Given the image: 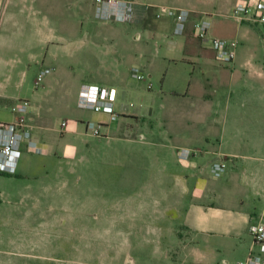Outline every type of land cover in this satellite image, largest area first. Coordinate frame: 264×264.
Segmentation results:
<instances>
[{
  "label": "crops",
  "instance_id": "1",
  "mask_svg": "<svg viewBox=\"0 0 264 264\" xmlns=\"http://www.w3.org/2000/svg\"><path fill=\"white\" fill-rule=\"evenodd\" d=\"M48 1L50 0H0V103H6L7 99H10V108L20 98L13 94L15 91L11 92L7 85V82L12 80V67L16 65L18 58L6 57L2 51L10 49L13 41L26 30L27 22L24 17L33 19L32 24L41 32L40 44H50L53 56L54 51L64 47L59 35L56 38L49 37L51 33L47 30L50 29L46 28L48 25L42 20L46 13L40 5ZM52 1V13L61 15L60 11H64L72 19L70 24L77 25L78 35L71 34L67 40L69 50L76 53L73 55L75 59L80 60L77 61L81 66L84 65L81 61H85L86 64L87 60L83 58L81 51L91 47L98 55L101 66L116 65L123 59L132 58L137 59L143 73L142 78L145 77L144 72L151 74L152 59L157 54V48L143 55L141 46L137 48V44L131 51L127 49L124 51L116 43L107 41L106 36L102 38V34L108 32L106 26L102 25L95 29L89 27L93 19L86 7L91 8L93 0ZM137 1L148 3L150 6V9L139 7L138 14L141 16L150 15L151 8L155 10V14L158 6L163 3L157 0ZM243 1L245 0L232 2L221 0L219 5L215 3L211 5L207 0H190L188 4L179 6L190 10V18L185 29V53L179 57L169 56L168 59L175 63L178 59L191 60V57H197L202 61H208L211 73L205 81L197 77L192 84L190 82L186 87L189 99L184 102L178 101L191 120L199 121L200 128L195 127L196 124L185 126L176 121L169 124L162 121L156 124L147 121L137 126L138 122L142 120L145 122L144 114L138 109L130 111L128 108L122 110V114L111 121L109 114L104 111L86 108L87 112L84 113V109L70 110L69 100L59 95L52 98L40 93L38 102L29 101L26 118L31 137L20 150L24 156L29 151L45 150L52 152V156H56L59 162L62 160L75 162L82 152L105 155L100 151L102 145H118V148L113 149L112 155H117L123 150L122 157L129 159L135 167L138 164L137 169L150 177L149 183L143 184L138 190L135 188L133 193L121 194L114 202L107 203L100 209L83 207L82 210L79 206L48 204L45 207L47 214L43 218V223H48L56 234L49 231L47 234L58 240L60 235L55 230V225L69 226L72 223L75 227L77 218L80 220L78 223L85 227V231L96 225L103 227L106 235L114 231L116 245L123 258L121 264H125L126 259H131L132 263L136 264L137 257L158 259L159 264H236V261L245 257L251 248H258L253 242L248 226L251 221L264 219V121L254 122L249 117H235L229 121L225 113L236 107L241 112L254 114L256 112L254 108H260L262 116L264 84H258L260 89L256 91L257 94H262V98L259 97L261 100L254 107L250 97L254 96L255 90L251 92V88L257 85H248L250 81L253 82L248 75H235L236 50L229 62L230 71L227 75L222 64L215 65L211 62L208 51L210 47L196 37L192 27V21L196 17L208 14L212 19L210 27L212 34L215 32L214 34L235 37L239 42L238 34L250 35L253 32L246 25L249 20L231 15L236 2ZM224 14L229 17H225ZM85 18L87 22L84 25ZM158 18L168 19L169 15L163 12ZM189 28L191 36L188 35ZM116 29L119 30L118 27ZM120 29L123 32L124 28ZM189 38L197 39L198 43ZM47 56L49 58V55ZM52 70H55L54 63L39 80L35 79V84H39ZM114 71V68L109 70L111 79H106L111 82L119 80L123 82L122 78L114 76ZM26 72L25 69L20 71L19 83H22ZM83 81L86 80L70 82V85L76 86L72 88L76 96L75 103ZM88 81L104 84V79ZM207 84L212 88H208ZM235 87L239 89L234 90ZM67 88L69 89V85L65 86V89ZM46 98H52L51 102H46ZM53 103L59 105L58 109L65 111L55 119L56 126L48 125V118L45 117ZM150 111L151 107L148 108V113ZM12 112L11 109L10 118L14 116ZM87 119L101 122L102 134L86 129ZM62 120H65L66 124H62ZM205 125L207 127L204 129ZM54 127L60 134L57 137V147L53 145L54 149H50L42 139L47 129ZM66 133L69 135L66 136ZM71 133L72 139H68ZM86 133L96 135L94 141L86 139L84 135ZM74 139L83 143V147ZM209 172L214 175L211 176L210 173L209 177ZM146 186H150L148 195L145 193ZM113 226L114 230L109 229ZM38 256L50 259L56 257L49 252Z\"/></svg>",
  "mask_w": 264,
  "mask_h": 264
},
{
  "label": "rangeland",
  "instance_id": "2",
  "mask_svg": "<svg viewBox=\"0 0 264 264\" xmlns=\"http://www.w3.org/2000/svg\"><path fill=\"white\" fill-rule=\"evenodd\" d=\"M157 1L163 2L162 4L165 5L182 6L188 4L190 0ZM207 1L211 5L213 3L219 5L221 0ZM232 1L230 0V2ZM52 2L50 0L40 5V8L46 13L42 20L48 25L46 28L49 27L50 29L47 30L51 33L49 37L56 38L59 35L64 47L54 51L55 56H53L50 44H40L41 32L35 24H32L33 19L24 17L27 22L26 30H23L21 36L13 41L10 49L2 51L6 57L18 58L16 65L12 67V80L7 82L9 90L15 91L13 94L20 98H26L32 103L38 102L40 93L52 98L56 95L65 96L69 100L70 110L81 111L84 109L83 112L86 113V108H80L77 102L75 103L76 96L72 88L74 89L76 86L70 85V82L73 81L74 83L80 79L86 81L104 79V84L114 85L117 89L115 99L117 112L122 114V110L125 111V108H128L130 111L138 109L144 114L145 122L142 120L137 123V126L139 123L144 124L147 121L154 124L160 121L164 124L176 121V123L185 126H195L196 124L195 127L200 128L199 121L191 120L178 101L184 102L189 99L186 87L190 82L192 84L195 78L200 77L202 81H205L210 76L209 63L197 57H191V60L178 59L175 63L168 59L169 56L179 57L185 53L186 31L183 33L173 31L172 16L169 15L168 19H159L154 14L155 10L151 8L150 15L141 16L139 14L137 20L134 21L101 20L94 15V0L91 8L86 7L93 19L89 27L95 29L102 27V25L106 26L108 32L103 33L102 38L106 36L107 41L116 43L124 51L126 49L131 51L137 44V48L141 46L143 55H146L153 48H157V54L152 59L151 74L144 72L145 77L138 78L132 74V66H137L140 69L137 59L126 58L116 65L101 66L98 55L91 47L81 51L84 55L83 58H87L86 64L85 61H81L84 64L81 66L78 63L80 60L75 59L73 55L75 52L69 50L70 46L67 40L74 33L78 35L77 25L76 23L75 26L70 24L72 19L64 11H60L61 15L52 13ZM207 16L210 17L208 14ZM83 22L85 25L86 18ZM246 25L253 32L250 35L245 33L237 35L239 42L235 49V58L237 59L235 75H248L249 79L253 81H250L248 85H257L255 88H251V92L255 91L254 96L250 97L251 104L255 107L262 98V94H257L260 89H258V84H264V22L248 21ZM122 27L124 28L123 32L120 29ZM46 28H44L45 33H47ZM190 30L189 28L188 35L191 36ZM212 32L209 29V33ZM189 39L191 40V38ZM191 41L198 43L195 38H192ZM208 51L211 62H214L215 65L222 64L225 67V73L228 75L231 60L221 61L211 48H208ZM52 57L54 59H51ZM52 63L55 65V70L48 72L36 85L35 79L38 71L42 67L51 68ZM133 63H137V65ZM113 68L115 70L114 76L122 78L123 82L108 80L111 79L108 71ZM22 69L27 72L22 83H19V74ZM66 85H69V89H65ZM207 87L212 88L208 84ZM236 89L239 88L235 87L234 90ZM218 91L220 92V90ZM68 94L69 97H67ZM52 98H46V102H51ZM120 102L122 103L119 106ZM174 102L175 106L173 107ZM45 104L44 101L43 109L46 108ZM52 106L53 110L49 108L45 117L48 118V125L56 126L57 120L55 119L65 111L58 109L59 105L55 103ZM150 107L151 111L148 113ZM254 110L256 112L251 114L241 112L234 107L228 110L225 115L229 121L235 117H249L254 122L264 121V113L262 116L260 115L261 109L254 108ZM10 112V99H7L6 103H0V120L12 119ZM124 121L126 120L124 119ZM206 127L205 125L203 128ZM38 134L41 137L40 131ZM58 134L60 132L56 127L47 129L42 140H45L50 149L53 148V145L56 148ZM72 134L67 138L72 139ZM68 135L69 133H66V136ZM84 135L90 142L96 138V135L92 133ZM74 141L83 147V143H80L78 139H74ZM24 143L20 150L24 148ZM118 147V145H102L100 151L106 156L82 152V155L75 162L67 160L59 162L56 156H52V152L45 150L41 152L29 151L25 156L21 152L15 162L14 169H0V264H121L123 258L117 248L114 231L106 235L103 227L99 225L85 231V227L78 223L80 220L77 218L75 219V227L72 223L69 226L55 225L54 228L60 235L57 240V238H52L47 234L48 231L56 234L51 230V226L48 223H43V218L47 214L45 207L48 204L79 206L82 210L83 207L85 209L90 207L100 209L101 206L114 202L121 194L133 193L135 188L138 190L143 184L150 182L149 175L137 169L138 164L135 167V164H132L129 159L122 157L123 150L117 155H112L113 149ZM210 173L211 176L213 174L209 172V177ZM149 188L150 186L145 187L147 195L150 194ZM109 229L114 230V226L113 228L109 227ZM92 238L94 239L92 240ZM46 252L53 253L56 257L50 259L49 257L38 256ZM159 263L158 259H151L150 257L149 259L139 257L136 259V264ZM125 264L133 263L131 259H126Z\"/></svg>",
  "mask_w": 264,
  "mask_h": 264
},
{
  "label": "built area",
  "instance_id": "3",
  "mask_svg": "<svg viewBox=\"0 0 264 264\" xmlns=\"http://www.w3.org/2000/svg\"><path fill=\"white\" fill-rule=\"evenodd\" d=\"M140 6L149 8L148 3L137 0H94V15L101 20H137ZM163 12L173 17V31L185 32L187 22L190 18V10L185 7L161 4L155 15L160 16ZM231 15L251 22H264V0H245L236 2ZM212 25L210 17L201 15L192 21L194 34L203 43L210 47L217 58L230 61L235 55L237 39L235 37L222 36L209 33ZM48 68H41L37 75L39 80ZM132 74L138 78L143 77L137 66H132ZM117 90L114 85L100 84L96 82L83 81L77 94V104L83 108L95 111H104L109 114V119H117L120 115L115 109ZM132 103V102H131ZM29 100L19 98L12 105L14 116L10 120H0V169L12 170L20 153L21 145L31 136V131L26 118ZM66 124L65 120L61 121ZM101 122L95 119L85 120V128L93 133L102 134ZM223 165V163H221ZM214 170V168H213ZM249 231L253 242L258 245L257 249L251 248L249 253L236 261V264H264V219L251 221Z\"/></svg>",
  "mask_w": 264,
  "mask_h": 264
}]
</instances>
